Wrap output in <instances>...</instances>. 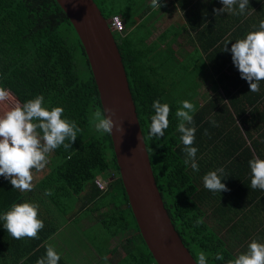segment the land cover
Returning <instances> with one entry per match:
<instances>
[{"label":"trees","instance_id":"obj_1","mask_svg":"<svg viewBox=\"0 0 264 264\" xmlns=\"http://www.w3.org/2000/svg\"><path fill=\"white\" fill-rule=\"evenodd\" d=\"M114 1L93 0L105 20L118 15L124 23L125 31L112 36L162 204L196 263L198 253L203 251L208 264H226L234 257L205 225L203 212L193 201L195 186L177 151L180 135L176 106L162 87L161 78L157 80L156 70L163 60L157 59L155 52L165 36L162 34L146 44L152 34L145 21L150 10L132 8L139 6L140 0H117L121 3L115 5ZM125 2L128 5L124 6ZM135 24L142 34L130 31ZM74 32L56 0H0V88L8 90L21 104L43 95V107L48 110L63 108L61 118L75 121L81 130L70 148L60 145L47 154L48 162L43 170L37 172L33 169L36 180L32 191L13 189L10 180L0 176L3 198L0 214L22 201L38 205V200L31 196L34 193L45 195V190H51L52 194L45 196L48 203L58 210L63 205L67 206L70 198L79 200L83 195H90L97 211L103 207L110 208L100 219L109 239L132 232L124 246V257L116 264H156L128 207L110 135L95 130L93 114L97 110L102 111V107L86 57ZM156 100L170 107L169 126L159 139L149 137L150 117L155 114L152 104ZM6 104L9 105L6 101L0 102V108ZM65 143L69 141L66 139ZM44 170L48 172L42 178L38 177ZM95 178L105 182L110 179L104 192H99L94 186ZM108 193L110 197L104 202L102 198ZM217 252L223 255L224 260L215 259Z\"/></svg>","mask_w":264,"mask_h":264},{"label":"crops","instance_id":"obj_2","mask_svg":"<svg viewBox=\"0 0 264 264\" xmlns=\"http://www.w3.org/2000/svg\"><path fill=\"white\" fill-rule=\"evenodd\" d=\"M161 3L162 7L153 8L151 0H140L139 6L132 8L150 10L145 21L152 34L146 44L165 36L157 51L165 64L169 59L173 65L176 110L184 100L195 106L191 113L194 123L189 127L196 129L192 147L198 149L195 163L199 171L194 172L190 164L184 163L185 146L181 140L177 151L195 186L193 201L203 212L205 225L235 258L248 250L252 240L264 244V190L251 188L249 166V161L256 157L264 159V80L259 81L258 92H250L248 82L241 79L232 62L231 52L223 49H230L248 33L260 30L264 0H249L242 13L239 3L229 11L221 0H161ZM223 7L220 15L213 13V9ZM220 168L224 169L223 174L218 173L221 183L229 191L206 189L203 177ZM47 172L44 170L38 177ZM31 197L38 200L37 218L43 221L44 228L38 239L16 240L0 219V264H36L46 255L48 245L59 254L58 264H116L124 257V246L132 232H126L130 236L120 247H113L114 239L125 237L126 233L108 238L100 219L110 208L97 211L90 195L79 200L70 198L61 211L52 207L45 195L34 193ZM2 202L0 193V206ZM86 232L90 234L87 238ZM101 233L104 238L99 244Z\"/></svg>","mask_w":264,"mask_h":264},{"label":"clouds","instance_id":"obj_3","mask_svg":"<svg viewBox=\"0 0 264 264\" xmlns=\"http://www.w3.org/2000/svg\"><path fill=\"white\" fill-rule=\"evenodd\" d=\"M229 11L233 5L239 3L240 12L248 8L249 0H221ZM153 8L163 6L161 0H151ZM221 9H213L215 15L224 12ZM108 22V21H107ZM258 31L250 32L245 38L237 40L231 48L224 47L223 51H230L232 62L238 69L241 79L249 84L250 92H258L259 81L264 80V21L259 24ZM113 35V33H112ZM228 43L225 44V46ZM10 92L0 88V102L9 99ZM44 97L38 95L23 104L15 102L9 110L0 115V176L10 180L13 189L21 192H30L33 189V169L37 172L43 170L48 162L47 154L57 149L60 145L70 148L77 139V133L81 130L75 121L62 119L63 108L54 107L51 110L43 107ZM182 107L176 111L179 120L177 130L181 134L180 140L184 147L186 159L184 163L190 164L194 172L199 171L195 157L198 149L192 147L195 139V127L193 115L195 106L184 100ZM154 115L150 117L149 137L159 139L164 136L165 129L169 126L168 104L153 101ZM107 113V115H106ZM115 112L112 109L97 110L93 114L95 130L98 133L112 135L113 129L122 133L121 124L113 120ZM215 124V121L212 122ZM39 130V131H38ZM207 134V131L205 132ZM69 143H65V140ZM251 169V188L264 190V159L256 157L249 161ZM224 169L211 171L203 177V185L213 192H227L229 189L221 183ZM51 190H45V195H51ZM38 205L33 203L14 204L9 211L0 216L4 228L16 240L25 237L38 239V233L44 228L42 220L38 219ZM104 259H107L106 257ZM216 260H224L221 253L215 254ZM59 254L52 245L46 247V255L39 258L36 264H58ZM197 264H208L205 252L198 253ZM226 264H264V244L252 240L246 252L240 253L234 259L226 261Z\"/></svg>","mask_w":264,"mask_h":264},{"label":"water","instance_id":"obj_4","mask_svg":"<svg viewBox=\"0 0 264 264\" xmlns=\"http://www.w3.org/2000/svg\"><path fill=\"white\" fill-rule=\"evenodd\" d=\"M83 49L103 109L115 112L122 133L110 135L128 207L156 264H197L162 204L121 59L107 20L93 0H56ZM107 115V113H106Z\"/></svg>","mask_w":264,"mask_h":264},{"label":"rangeland","instance_id":"obj_5","mask_svg":"<svg viewBox=\"0 0 264 264\" xmlns=\"http://www.w3.org/2000/svg\"><path fill=\"white\" fill-rule=\"evenodd\" d=\"M120 3L121 2H119L117 0L114 1V5L115 4H120ZM125 5H128V4L125 2L124 3V6ZM136 8H140V7H136ZM137 25H139V21L137 22ZM137 25L135 24L134 27H132L130 31L133 32L134 34L137 32L140 35V34H142V30L141 29L139 30V27H137ZM72 38H73V36L71 35V39ZM155 55H156V58L157 59H161L160 54L158 56V51L157 50L155 52ZM81 63H82V61H81ZM155 65H159V64H155ZM156 75L158 76L157 80H160V78H161V85H162V87H164L166 89L165 91H167L168 94H170L171 100L174 101L173 65H172V63L170 62L169 59H167V63L166 64L164 63V65H159V67L156 70ZM6 102L9 105L6 104L7 107L5 105H2V107L0 108V115H3V113L5 111L9 110V108L11 107V105L16 102V100L11 95V93H10L9 99ZM110 193L106 194V196L104 198H102V200H104V202L107 199H109ZM88 235H90V234L88 232H86L85 235H84V237L87 238ZM129 236H130V234L129 233H126L125 234V237L124 236H120V238L114 239V241L112 242V246L113 247H120L121 244L125 243V239L128 238ZM103 238H104V234L101 233L100 236H99V244L102 242V239Z\"/></svg>","mask_w":264,"mask_h":264},{"label":"built area","instance_id":"obj_6","mask_svg":"<svg viewBox=\"0 0 264 264\" xmlns=\"http://www.w3.org/2000/svg\"><path fill=\"white\" fill-rule=\"evenodd\" d=\"M108 25L112 33L121 34L125 31L124 23L118 15L112 16L108 20ZM93 184L100 192H104L106 190L107 184L100 178H95L93 180Z\"/></svg>","mask_w":264,"mask_h":264}]
</instances>
